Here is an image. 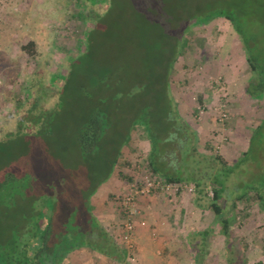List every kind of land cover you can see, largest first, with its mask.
I'll return each mask as SVG.
<instances>
[{"label":"rangeland","instance_id":"rangeland-1","mask_svg":"<svg viewBox=\"0 0 264 264\" xmlns=\"http://www.w3.org/2000/svg\"><path fill=\"white\" fill-rule=\"evenodd\" d=\"M235 1L243 6L251 25L264 28V0ZM60 7L58 0H0V180L9 173L13 176L0 202L3 207L0 208V230L13 229L22 215L41 210L43 205L50 207L55 203V211L61 216L67 207L73 210L78 200L88 199L89 193L97 189L89 199L91 202L94 197L93 213L99 214L102 226L126 250L131 264H146L139 257L136 239L139 221L145 224L141 201L156 193L142 195L136 201L134 206L138 211L132 218L134 229L130 241L124 238L128 218L119 198L130 193L132 185L144 184L149 173L150 143L142 138L141 127L133 126L126 131V125H121V116L126 117L130 112L131 118L146 101H153L155 109L156 99L147 95L146 89L139 88L132 89L121 99L113 98L111 91L103 94L101 90L105 88L101 86L99 73L94 71L103 69L102 54L93 57L82 51L85 42L79 35L84 26L77 19L67 18L66 10ZM133 9L132 4L125 3L127 12ZM136 18L140 29L151 28L141 14ZM189 36L190 47L176 64L170 82L171 94L180 116L198 133L200 153L217 155L233 165L251 146L238 176L234 172L228 181L230 188L241 190L246 184L245 177L255 176L252 173L257 170V161L264 163V132L251 140L252 131L264 117V95L253 98L245 92L253 74L241 38L226 19L216 18L207 25L199 23ZM15 39L19 43L36 40L38 60L29 59L15 47ZM151 42H155L154 36ZM74 59L77 61L72 67L70 62ZM13 66L18 70L12 92L7 88ZM35 70L40 72L35 75L37 78L34 76L33 83L44 84L37 93L26 88L28 77ZM229 71L232 88L227 85ZM69 73L72 74L67 81ZM201 89L211 97L199 103L197 97L203 94ZM7 92L12 93L14 105L3 101ZM100 101H104L101 105L104 110L109 106L118 109L117 118L111 119L115 127H111L106 137L108 143L101 141L94 152L84 156L79 150L78 133ZM14 110L16 119L7 122L9 113ZM224 114L226 119H221ZM111 136L116 137L110 139ZM126 137L129 139L122 146L119 162L108 179L110 158ZM121 174L132 181L123 179ZM257 183L259 186V179L254 185ZM87 189L91 191L88 193ZM207 189L211 195V187ZM17 192L19 196L12 195ZM157 193L167 197L172 206L180 195H187L192 209L187 211L184 226L180 225L184 229L178 236L179 243L168 247L167 252H163L166 246L160 249L162 259L153 264H180L183 258L187 264H230V258L233 264H240L242 258L247 259L245 264H264V213L253 200L237 204V222L241 227L238 224L233 227L236 235L229 243L214 221V211L195 204L196 192ZM207 228L210 234L204 247L201 235L181 244L186 235ZM151 232L155 235V231ZM66 264L120 263L92 249H80L69 255Z\"/></svg>","mask_w":264,"mask_h":264},{"label":"trees","instance_id":"trees-1","mask_svg":"<svg viewBox=\"0 0 264 264\" xmlns=\"http://www.w3.org/2000/svg\"><path fill=\"white\" fill-rule=\"evenodd\" d=\"M58 2L61 4L60 8L66 10L67 18L77 19L84 26L79 36L83 38L85 45L83 50H80L93 57L102 54L100 62L103 69L94 70L99 73L97 76L101 86L105 88L101 90L102 93L111 91L114 93L113 98L121 99L132 89L139 88L143 91L146 89L147 95L156 99L155 109L153 101H146V104L136 109L137 115L133 114L129 118L131 114L129 112L126 117L121 116V125H126V131L133 126L141 127L142 138L149 141L150 153L147 160L149 171L166 182L193 184L196 187V204L200 208L209 207L214 211V221L219 224L220 233L229 243L232 242L236 235L233 227L237 224L241 227L240 222H237L239 202L253 200L264 213V163L262 160L257 161V170L252 174L258 177L248 179V176V178L244 176L246 184L241 190H238V187H236L238 191L230 188L229 178L234 172L238 176L240 167L247 162L251 146L249 145L242 158L233 165H228L217 155L200 153L197 146L198 133L178 113L177 103L171 94L170 82L176 64L190 47L191 30L199 23L207 25L216 18H224L240 36L253 74V78L245 86V92L253 98L262 97L264 28L259 29L256 24H252L251 27V21L246 16L243 6L235 0H58ZM126 2L132 4L134 8L131 13L125 10ZM140 14L151 28L140 29L136 23V17ZM153 36L155 42H151ZM14 43L15 47L24 52L29 59L35 62L38 60L36 40L19 43L15 39ZM76 61L77 59H74L70 62L72 67ZM17 70L13 66L8 74L7 91L9 89L14 91ZM39 72L40 70L33 71L26 85L27 89H34L35 93L44 86L37 83L38 81L33 83V79L37 78L35 75ZM71 74L66 76L67 81ZM12 97V93H9L4 96L3 101L12 104L14 101ZM197 100L199 103L204 102L200 94ZM103 102L100 101L78 133L79 150L84 156L94 152L101 141L108 143L106 137L114 126L111 119L118 116L116 107L109 106L108 110H104L101 106ZM16 114L15 110L10 112L7 122L16 119ZM263 132L264 117L252 131L251 140L258 133L263 135ZM115 137L111 136L110 139ZM128 139L129 137H126L121 141V147L110 158L111 172L107 178L119 162L121 148ZM169 157L171 159H168ZM121 176L128 182L132 181V178L124 174ZM12 178V174L9 173L0 180V202L4 200L7 191L5 188ZM258 179L260 185L257 183L256 186L254 182ZM208 186L211 187L213 195H209ZM89 190L87 189L88 193L91 191ZM96 192L97 189L89 193L88 199L78 200L74 204V211L67 207L66 212L60 216L55 211L57 207L55 203L50 207L43 205L41 210L34 209V212L22 215L13 229L0 230V264H66L69 255L83 247L103 254L117 263L131 264L127 260L126 250L102 226L92 211L89 199ZM18 193L12 195L19 196ZM119 200H122V197ZM0 208H3L1 203ZM1 212L0 209V215ZM196 233L201 235L202 241L206 243L210 230ZM231 247L229 245V251L233 250ZM246 261V258H242L240 264H245ZM229 262L234 263L232 258Z\"/></svg>","mask_w":264,"mask_h":264},{"label":"crops","instance_id":"crops-1","mask_svg":"<svg viewBox=\"0 0 264 264\" xmlns=\"http://www.w3.org/2000/svg\"><path fill=\"white\" fill-rule=\"evenodd\" d=\"M212 70V69H211ZM228 75V81L227 85H229V80L231 77V72L229 71ZM230 87V85L228 86ZM200 94L202 95V99H208L211 97V94L204 93V89L199 90ZM231 91V90H230ZM111 176V175H110ZM109 179V178H108ZM108 181V180H107ZM108 198V197H107ZM176 204L175 206H172V202L169 201L167 197H165L161 193H156L146 200L141 201V208L144 211L143 217L145 224L143 225L139 221L138 231H137V242L139 246V257L142 261H144L146 264H153V262L157 261V259H162V249L163 252H167L165 250L168 249V247H176V243H179L178 236L180 234V231H182L183 227H180V225L184 226V220L186 218V214L188 210L192 209V206H190V199L187 195H180L178 198H176ZM105 201V200H104ZM145 201V202H144ZM94 202V197L91 200V205ZM112 202L109 201L110 207H112ZM196 204V203H195ZM197 207H199L197 205ZM98 213V212H97ZM196 213V212H195ZM97 218L99 219V214H95ZM214 215V214H213ZM108 216L111 217L110 211L108 212ZM141 218L137 219L140 220ZM176 225V227H175ZM184 229V228H183ZM179 230V232H177ZM206 230H209L207 228ZM151 231H155V235H152ZM186 231V230H185ZM197 231V230H196ZM195 232L193 234H188L185 237H183V240L181 244L186 240L187 242H190L191 238L199 235ZM204 231V230H201ZM197 232H200L198 230ZM191 235V236H190ZM178 241V242H177ZM185 243V242H184ZM183 243V244H184ZM201 246H205L206 243L202 241ZM180 244V245H181ZM189 245V243H188ZM184 247V246H183ZM80 249H90L88 247H83ZM78 249V250H80ZM75 250L74 252L78 251ZM94 251V250H92ZM72 252V253H74ZM200 256L203 254V252L200 251ZM109 258V257H108ZM199 258H196L198 260ZM161 261V260H159ZM188 262V261H187ZM185 258L180 262V264H187Z\"/></svg>","mask_w":264,"mask_h":264},{"label":"built area","instance_id":"built-area-1","mask_svg":"<svg viewBox=\"0 0 264 264\" xmlns=\"http://www.w3.org/2000/svg\"><path fill=\"white\" fill-rule=\"evenodd\" d=\"M221 119H226V115L224 114ZM185 190L187 192H195L196 187L192 184L166 182L158 175H155L149 171L148 175L144 180V184H136L134 186L132 185L131 192L123 196L121 200V209L124 215H126L128 218L124 238L127 241L131 240V233L134 229L132 218H134L138 211L134 205L140 196L148 194L150 195L152 193L157 192H164L166 194L172 195L182 193ZM210 193L211 195H213L212 190Z\"/></svg>","mask_w":264,"mask_h":264}]
</instances>
